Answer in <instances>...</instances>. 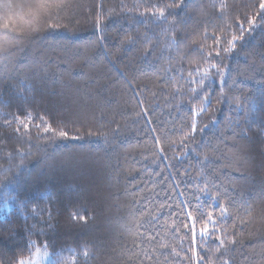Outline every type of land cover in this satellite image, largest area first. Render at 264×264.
Masks as SVG:
<instances>
[{"label":"trees","instance_id":"obj_1","mask_svg":"<svg viewBox=\"0 0 264 264\" xmlns=\"http://www.w3.org/2000/svg\"><path fill=\"white\" fill-rule=\"evenodd\" d=\"M262 5L0 0V264H264Z\"/></svg>","mask_w":264,"mask_h":264},{"label":"snow or ice","instance_id":"obj_2","mask_svg":"<svg viewBox=\"0 0 264 264\" xmlns=\"http://www.w3.org/2000/svg\"><path fill=\"white\" fill-rule=\"evenodd\" d=\"M261 7H264V5H262ZM161 14H163V11L161 10ZM235 39V37H234ZM233 47H234V44H233ZM20 123H23V121H20ZM45 132H48V131H54L53 129H51L50 127H47L44 129ZM58 135L60 136H67V132L65 131H60L58 133ZM12 200V197L11 196H8L6 197V203L8 201H11ZM211 215V214H209ZM80 219H84V217H80ZM202 232L205 231L204 229L201 230ZM221 243H223V241H221ZM44 252L41 253V249L39 247L36 248V252L33 254V256L31 258H28V257H19L16 264H40V259H48L49 258V253L47 252V243H45L44 245ZM88 250L85 249V251L83 252V255L85 257L88 256ZM72 260V264H75V257H72L71 258ZM48 264H57V262L55 260H52V259H48Z\"/></svg>","mask_w":264,"mask_h":264},{"label":"rangeland","instance_id":"obj_3","mask_svg":"<svg viewBox=\"0 0 264 264\" xmlns=\"http://www.w3.org/2000/svg\"><path fill=\"white\" fill-rule=\"evenodd\" d=\"M43 252L44 251H41V253H43ZM47 262H48V259H40V264H47Z\"/></svg>","mask_w":264,"mask_h":264}]
</instances>
